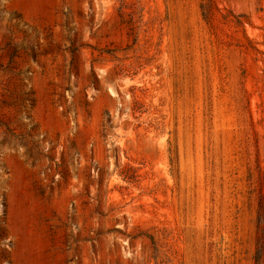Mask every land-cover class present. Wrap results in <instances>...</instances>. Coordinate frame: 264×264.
Segmentation results:
<instances>
[{
  "label": "rangeland",
  "instance_id": "obj_1",
  "mask_svg": "<svg viewBox=\"0 0 264 264\" xmlns=\"http://www.w3.org/2000/svg\"><path fill=\"white\" fill-rule=\"evenodd\" d=\"M215 2L0 0V264H255L264 0Z\"/></svg>",
  "mask_w": 264,
  "mask_h": 264
},
{
  "label": "trees",
  "instance_id": "obj_2",
  "mask_svg": "<svg viewBox=\"0 0 264 264\" xmlns=\"http://www.w3.org/2000/svg\"><path fill=\"white\" fill-rule=\"evenodd\" d=\"M202 8L208 21H211L214 12L219 10L215 0H208V3ZM224 18H226V16H224ZM238 23H240L239 20ZM258 224L260 233L257 237V250L254 256V261L255 264H264V194L260 196L258 201Z\"/></svg>",
  "mask_w": 264,
  "mask_h": 264
}]
</instances>
